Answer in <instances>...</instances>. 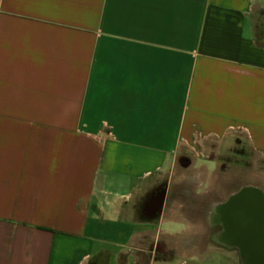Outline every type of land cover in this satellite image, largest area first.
<instances>
[{
	"label": "crops",
	"instance_id": "1",
	"mask_svg": "<svg viewBox=\"0 0 264 264\" xmlns=\"http://www.w3.org/2000/svg\"><path fill=\"white\" fill-rule=\"evenodd\" d=\"M233 156L264 169V0H0V264L170 263Z\"/></svg>",
	"mask_w": 264,
	"mask_h": 264
},
{
	"label": "water",
	"instance_id": "2",
	"mask_svg": "<svg viewBox=\"0 0 264 264\" xmlns=\"http://www.w3.org/2000/svg\"><path fill=\"white\" fill-rule=\"evenodd\" d=\"M165 202L146 207L147 213L160 211ZM216 217L223 226V244L239 252L241 264H264V189L242 184L218 205Z\"/></svg>",
	"mask_w": 264,
	"mask_h": 264
},
{
	"label": "rangeland",
	"instance_id": "3",
	"mask_svg": "<svg viewBox=\"0 0 264 264\" xmlns=\"http://www.w3.org/2000/svg\"><path fill=\"white\" fill-rule=\"evenodd\" d=\"M242 149L245 155H248V147L245 143L242 144ZM227 161L230 163L238 164L243 169L230 168L228 171H219L217 176L206 175L203 180L206 186L219 190L222 194H225L226 190L235 182L242 184H254L264 189V169L262 163L256 160L240 159L236 156L228 157ZM195 167H205L208 170L215 169L213 160H207L204 158H195ZM218 163V162H217ZM182 165H179L177 171L181 172ZM237 167V168H238ZM166 223L164 227L166 228ZM175 229H183V225L175 224ZM184 240L179 238H172L169 241V245L177 249L178 255H191L189 258H182L177 256L172 262L167 264H180L182 261H186L187 264H240V258L238 250H223L217 249L214 246H206L202 235H196L195 240L192 239L193 235L183 236ZM191 244V245H190ZM192 249L189 251L188 249ZM142 264H149L145 260Z\"/></svg>",
	"mask_w": 264,
	"mask_h": 264
},
{
	"label": "flooded vegetation",
	"instance_id": "4",
	"mask_svg": "<svg viewBox=\"0 0 264 264\" xmlns=\"http://www.w3.org/2000/svg\"><path fill=\"white\" fill-rule=\"evenodd\" d=\"M180 164L190 165L191 160L180 159ZM241 185L242 183L235 182L231 184V186L228 188V193L226 196L219 198L214 195L205 202L204 209L202 211L205 215V220L207 223V233L202 236L203 237L202 239L204 240L206 246L211 245V246L216 247L217 249H223V250H236V249H230L223 244V241L221 239V233L223 232V226L218 222V219L216 217V210H217L216 207L222 204L223 202H225L228 199V197L231 195V193L236 191ZM165 193H166V185L156 189L147 199L148 202L146 206L157 205L161 197L165 196ZM177 197H178L177 194L170 193L168 196V202L172 201L173 199ZM194 204H197V203L194 202ZM192 239L195 240V237H193ZM188 250L191 251L192 249L190 248ZM149 252L150 254H155L156 258H161V257L175 258L178 255L177 249L173 246H170L169 241H167L166 239L158 240L156 244L151 246V250Z\"/></svg>",
	"mask_w": 264,
	"mask_h": 264
},
{
	"label": "trees",
	"instance_id": "5",
	"mask_svg": "<svg viewBox=\"0 0 264 264\" xmlns=\"http://www.w3.org/2000/svg\"><path fill=\"white\" fill-rule=\"evenodd\" d=\"M261 37H262V32L260 31V32H259V38H258L259 41H260Z\"/></svg>",
	"mask_w": 264,
	"mask_h": 264
}]
</instances>
